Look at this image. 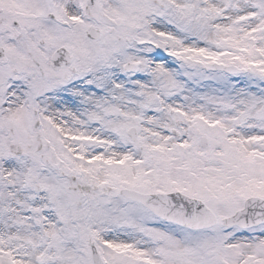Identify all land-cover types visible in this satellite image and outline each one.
Wrapping results in <instances>:
<instances>
[{"label": "snow or ice", "instance_id": "snow-or-ice-1", "mask_svg": "<svg viewBox=\"0 0 264 264\" xmlns=\"http://www.w3.org/2000/svg\"><path fill=\"white\" fill-rule=\"evenodd\" d=\"M0 264H264V0H0Z\"/></svg>", "mask_w": 264, "mask_h": 264}]
</instances>
